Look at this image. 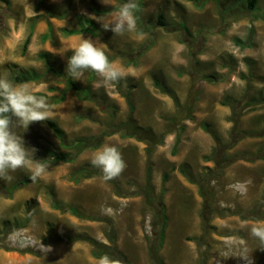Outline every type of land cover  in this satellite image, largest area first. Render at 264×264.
<instances>
[{"label":"rangeland","instance_id":"obj_1","mask_svg":"<svg viewBox=\"0 0 264 264\" xmlns=\"http://www.w3.org/2000/svg\"><path fill=\"white\" fill-rule=\"evenodd\" d=\"M126 2L110 0L112 8L102 0H0V77L45 97L51 119L64 130L60 139L44 121L20 133L34 164L46 165V171L36 183L11 192L29 173L18 171L11 183L0 180V264H101L88 241L59 238L93 236L110 243L113 230L130 264H155L150 245L157 244L161 195L169 221L159 253L167 264H245L235 256L245 247L253 249L254 264H264V249L249 235L252 225L264 224V0L255 9L245 0H134L135 30L114 36L101 22H110ZM86 18L101 35L64 32ZM83 39L103 49L126 77L97 91L96 74L90 81L92 72L86 71L76 81L90 83L95 99L69 90L57 102L66 88L71 49ZM41 52L52 55L56 72L47 70ZM19 68L43 77L16 82L12 74ZM156 80L179 96L182 107ZM128 98L138 124L164 134L151 157L148 142L125 135L120 126L129 119ZM106 129L114 131L98 148L72 146L80 139L95 141ZM104 145L117 147L126 164L110 181L89 162ZM59 150L75 158L53 161ZM204 166L215 168L209 177H202ZM82 168L98 173L77 179ZM182 168L191 177L200 174V188ZM148 185L152 190L145 194ZM70 206L84 216L71 213ZM41 243L51 251L41 250Z\"/></svg>","mask_w":264,"mask_h":264},{"label":"clouds","instance_id":"obj_2","mask_svg":"<svg viewBox=\"0 0 264 264\" xmlns=\"http://www.w3.org/2000/svg\"><path fill=\"white\" fill-rule=\"evenodd\" d=\"M102 3L114 7L110 0ZM137 5L134 0H127L119 6L108 23H102L105 30H110L114 36H123L125 32L135 30ZM68 58L66 72L73 80H83L86 71L96 74L98 83L93 85L94 90L106 87L108 84H117L126 77V73L115 66L103 49L92 41L83 39ZM50 106L45 97H38L25 84H13L6 77H0V180L11 183L18 171L29 173L31 182L36 183L46 171V165L36 162L29 156L23 136L33 122H44L51 119ZM22 129V131H18ZM90 164L101 170L103 179L110 181L118 178L124 171L126 164L120 150L111 145H104L97 149ZM249 235L259 242L258 248L264 249V224L252 225ZM41 250L51 251V246L41 243ZM252 250L246 247L235 256L241 258L245 264H254ZM101 264H109L104 257Z\"/></svg>","mask_w":264,"mask_h":264},{"label":"trees","instance_id":"obj_3","mask_svg":"<svg viewBox=\"0 0 264 264\" xmlns=\"http://www.w3.org/2000/svg\"><path fill=\"white\" fill-rule=\"evenodd\" d=\"M5 1L6 3H9L10 0H2ZM193 1H198V0H193ZM247 3V7L249 9H255L257 6V3L259 0H245ZM45 0H41V4H43ZM142 6V3L138 4V7L140 8ZM158 23L159 25H164L165 20H164V15L160 14L158 17ZM33 29H34V24L31 25L30 32L25 39L23 43V50L26 51L30 41L31 37L33 34ZM64 32L68 35L72 34H80L84 32H90L94 35H101L102 32L100 29L97 27L96 22L91 19V18H86L85 23L81 24L79 28H65ZM49 36V34H46L45 37ZM40 57L44 59L47 63V70L50 72H56V67H55V61L52 58V55L49 52H41ZM95 73L92 72V76L90 77V81L94 78ZM43 77V74L38 73L36 71H23L22 69H17L15 72L12 74V78L16 82H29V81H37ZM206 78H209L211 81H216V78L214 75H208ZM156 85L161 89V91H164L168 93L174 100L175 105L180 108L182 107L180 98L179 96L167 85L163 84L160 80L155 81ZM51 90H54V87H50ZM73 90L77 93V95L81 99H95L93 95V91L90 88V83L87 86H81L76 80H73L70 76L67 77L66 79V88L63 91L62 95L56 99L57 102L63 101L65 98V92ZM129 99V105H130V114H129V119L123 123L120 124L122 129L125 130V135L127 136H135L140 140H144L148 142V146L146 148L147 153L149 157H151L152 153L154 152L155 149V144H161L164 141V134H156L152 128H144L138 124V122L134 118V111H135V105L132 102L130 98ZM264 99V98H262ZM189 107V106H188ZM237 116V115H236ZM232 120L235 121V124L238 122V118L235 117ZM47 126L53 130V132L60 138L64 139V130L59 126V124L53 120H47L45 121ZM119 126V127H120ZM205 126V125H204ZM114 130H104L101 135L94 141V139L89 138V139H80L72 143V146L78 147V151H81L85 148H98L99 146L102 145L104 142L105 137L110 136ZM117 131V130H116ZM73 154L69 152H62V151H56L53 154L52 160L55 162L58 161H70L75 158V156H72ZM211 159V158H207ZM182 172L186 175H188V172L186 171L185 168L181 169ZM215 168L210 167V166H204L203 168V176L202 177H209L213 172ZM94 173H98V171L92 172L91 170L87 168H82L80 169V174L77 179L82 178L83 176H91ZM152 175V165L151 162H149V168L147 172V177H148V182L151 179ZM189 176V175H188ZM165 177H167V174H165ZM191 177V176H189ZM191 180L193 182H197L199 184L200 188V174L195 177H191ZM31 180L29 179V175L24 177L23 179H20L17 183L13 184L10 192L17 189L21 185H25L27 183H30ZM203 187V185H202ZM152 190L151 186L148 185L144 191L145 194L149 193ZM160 210H159V217H160V226H159V231L157 233V244H152L150 245V253L151 257L154 260L155 264H167L165 259L160 255L159 251L162 248L164 241H165V236H166V230L168 227V221H169V216L167 214V208L165 205V202L163 200V197L161 195L160 198ZM52 206L57 209H63L62 204H60L57 201L52 202ZM68 210L78 216L83 217L84 215L78 211L77 208L70 206ZM204 217V216H203ZM206 218V217H205ZM205 220V219H204ZM206 221V220H205ZM114 234H108V238L110 240V243H105L102 241H99L97 238L93 236H79V237H73L70 235L67 236H60V240L66 241V242H71L74 241L75 239H84L88 241L92 245V254L95 258L102 259L104 257H107L109 260L112 261V263H122L125 262V264H130L129 260L127 259L126 255L123 253V251L119 248L117 242H116V232L113 230ZM203 259L206 258V251H204V254L202 256ZM203 261V260H202ZM200 264V260L199 263Z\"/></svg>","mask_w":264,"mask_h":264},{"label":"bare ground","instance_id":"obj_4","mask_svg":"<svg viewBox=\"0 0 264 264\" xmlns=\"http://www.w3.org/2000/svg\"><path fill=\"white\" fill-rule=\"evenodd\" d=\"M87 262V261H86Z\"/></svg>","mask_w":264,"mask_h":264}]
</instances>
